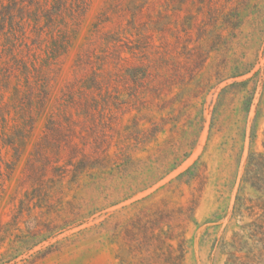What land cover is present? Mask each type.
I'll return each instance as SVG.
<instances>
[{"label": "rangeland", "instance_id": "1", "mask_svg": "<svg viewBox=\"0 0 264 264\" xmlns=\"http://www.w3.org/2000/svg\"><path fill=\"white\" fill-rule=\"evenodd\" d=\"M74 22L35 46L60 56L33 132L6 131L0 264H264V0Z\"/></svg>", "mask_w": 264, "mask_h": 264}, {"label": "trees", "instance_id": "2", "mask_svg": "<svg viewBox=\"0 0 264 264\" xmlns=\"http://www.w3.org/2000/svg\"><path fill=\"white\" fill-rule=\"evenodd\" d=\"M90 3L91 0H0V160L3 146L17 147L21 139L6 132L10 122H14L11 129L21 128L22 138L27 139L34 130L36 116L46 109L53 93L55 76L51 74L55 73L60 53L48 50L47 58L40 62L35 46L42 44L51 25L64 20L67 14L76 24ZM68 27L69 22L60 31L68 33ZM252 156L251 153L249 163Z\"/></svg>", "mask_w": 264, "mask_h": 264}]
</instances>
